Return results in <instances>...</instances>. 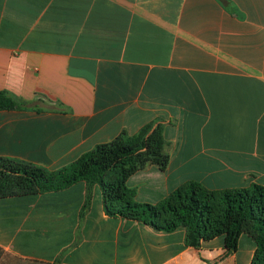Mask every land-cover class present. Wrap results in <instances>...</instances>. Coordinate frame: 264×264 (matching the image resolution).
<instances>
[{
	"label": "crops",
	"instance_id": "1",
	"mask_svg": "<svg viewBox=\"0 0 264 264\" xmlns=\"http://www.w3.org/2000/svg\"><path fill=\"white\" fill-rule=\"evenodd\" d=\"M0 158L50 172L157 122L166 171L127 186L157 205L189 182L264 187V0H0ZM87 186L0 199V254L26 264H252L242 236L186 243L110 217ZM0 257V261L2 260Z\"/></svg>",
	"mask_w": 264,
	"mask_h": 264
},
{
	"label": "trees",
	"instance_id": "2",
	"mask_svg": "<svg viewBox=\"0 0 264 264\" xmlns=\"http://www.w3.org/2000/svg\"><path fill=\"white\" fill-rule=\"evenodd\" d=\"M20 104L0 91V110H14ZM164 128L157 122L137 134H121L114 141L98 145L75 163L50 172L42 167L0 158V199L59 192L76 184L87 186L84 210L90 207L93 190L102 191L105 212L110 217L141 222L154 231H185L186 243L199 249L202 242L223 238L229 253L238 250L242 236L256 245L252 264H264V187L211 191L189 182L157 205L137 202V192L128 179L149 165L166 171L170 156L165 152Z\"/></svg>",
	"mask_w": 264,
	"mask_h": 264
},
{
	"label": "rangeland",
	"instance_id": "3",
	"mask_svg": "<svg viewBox=\"0 0 264 264\" xmlns=\"http://www.w3.org/2000/svg\"><path fill=\"white\" fill-rule=\"evenodd\" d=\"M0 257H1V254H0ZM2 259V257H1ZM0 264H26L24 262H19L17 260H14V259H9V258H3L1 261H0Z\"/></svg>",
	"mask_w": 264,
	"mask_h": 264
}]
</instances>
